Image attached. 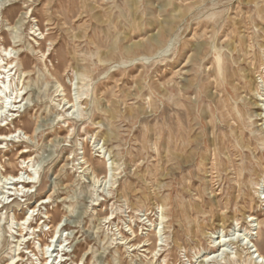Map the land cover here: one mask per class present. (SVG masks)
Returning a JSON list of instances; mask_svg holds the SVG:
<instances>
[{"label": "rangeland", "instance_id": "obj_1", "mask_svg": "<svg viewBox=\"0 0 264 264\" xmlns=\"http://www.w3.org/2000/svg\"><path fill=\"white\" fill-rule=\"evenodd\" d=\"M1 4L0 52L7 47L16 67L11 89L24 85L27 95L18 117L0 129L18 133L0 149V182L28 156L37 173L28 196L4 209L0 204V264H41L42 249L52 255L49 264H60L62 253L68 264H200L210 251L208 232L217 237L238 222L236 240H242L255 228L247 215L264 221L256 184L264 175V0ZM189 4L188 15L175 19L156 48L126 50L157 37L174 7ZM244 25L253 37V67L234 50L247 35ZM216 64L224 66V79ZM58 83L64 97H80L77 112L58 108ZM83 160L90 165L84 172ZM106 162L111 182L97 185L92 174L105 176ZM2 183L5 201L16 187ZM158 204L165 206L159 260L120 244L122 236L134 238L133 228L134 241L151 238L145 249L154 246ZM27 216L20 242L18 224ZM105 216H113L111 224ZM58 223L54 240L50 226ZM253 231L264 252V223ZM17 253L22 260L12 263Z\"/></svg>", "mask_w": 264, "mask_h": 264}, {"label": "bare ground", "instance_id": "obj_2", "mask_svg": "<svg viewBox=\"0 0 264 264\" xmlns=\"http://www.w3.org/2000/svg\"><path fill=\"white\" fill-rule=\"evenodd\" d=\"M185 1H187V0H185ZM1 2H2V0H0V8H2V6H3V4H1ZM131 2L133 4H137V0H131ZM192 7H193V4L185 5V7L176 5L172 11L173 17L167 21L169 26L166 27L164 25V23L161 22L160 28L158 30L159 34L157 37H152V38L146 40L145 42L143 41V42L134 43L133 45L128 46L126 50L128 52L136 53L141 48H143V46L146 44L148 45V48H150V49L156 48L159 44L162 43L160 40V37H164L166 32L172 28V26L174 25L175 19H177V18L183 19L186 15H188V13L192 9ZM97 18H98V20H101L99 17H97ZM134 25L135 26H133V28L139 27V25H137V24H134ZM114 27H116V26H114ZM244 27L247 28V35L242 37V38H239L238 46L234 47V50H238L239 52H241L242 56H243V60L249 62V64L253 67L255 62L253 64V59L250 58V53L253 50V44H252L253 37L251 36V34L249 32V28L246 27V25H244ZM139 33H141V32H139ZM38 34L42 35L41 32L40 33L38 32ZM116 38H117V36H116ZM14 49H15V47H11V51ZM201 49L202 48L198 49L199 52ZM39 50H41L40 47H39ZM215 50H217V49H215ZM3 52H5V54H1V52H0V79H1L0 83H2L0 85V129L2 127H4L5 125H8L9 121H13L16 117H18L19 112H21V108L23 107L22 103L26 100L25 96L27 95V93L22 91L24 85L21 88H19V86H18L17 89H13V88L11 89L10 84H11L12 79H13V78H11V76H12V73L16 67L14 66L13 57L10 54V51L8 50L7 47L3 48ZM41 52H43V50H41ZM224 63L225 62L223 61V65H224ZM223 65L222 66L217 65V66H219V69L218 68L217 69L219 70V75L223 76V79H224L225 78V76H224L225 68ZM253 69L255 70V68H253ZM17 71L18 70H16L15 75L17 74ZM21 73L25 74V70L21 71ZM221 76H220V78H221ZM261 78L264 79V76L262 75ZM9 81H10V83H9ZM216 82H219V81L216 79ZM19 83H21V82H19ZM62 88H63L62 85L60 83H58V90H57L58 94H57V96L58 97L63 96V98L59 100L58 108H61V110H65L66 113L69 114V112L71 111L70 109H72V112L77 110L76 109L78 106L77 103H78V100L80 97L75 98L76 100H70L67 97H64V94H63L64 90ZM260 107L263 110V112L260 114L261 115L260 121H264V103L262 105H260ZM75 112H77V111H75ZM66 113H65V115H66ZM259 126H261V130L264 133V122L259 123ZM35 130H36V128H35ZM17 131L24 134L25 138L30 139V141L34 138V134L29 135L27 132H25L24 130H21V129H18ZM16 133H4V132L0 133V149L5 148L4 147L5 141L12 140L13 137L16 136ZM21 133L19 135H21ZM262 138H264V134H263ZM27 151L28 150H23L21 152V156H23ZM31 158H32L31 156H28L21 161L23 163V166H21V169L19 172H17V174H16V172L13 171V172L4 174V176L2 177L3 180L1 182H4V183H2L3 185H5V184L6 185H14L16 187L14 189V192H8L9 196H7V194H5V196L3 197V199H5V201L0 200V204H3L2 209L5 208L6 204H11L12 202L16 201L20 195H22L23 197L28 196L29 195L28 193L30 191H32L33 188L36 186L35 177H36L37 172L35 171L34 166H32L33 168L30 170V167H31L30 163H32ZM80 164H82V166L80 167V169H83L82 172H84L86 169H88L90 167V165H88L89 164L88 160H83V163H80ZM109 164L110 163L106 162V174H105V176H103V177L99 176L98 177V176L92 174L93 179L95 181V184L97 183V185H98L99 181H101V180H103L105 182L106 181L111 182V175H110L111 166ZM0 165H2V163H0ZM24 168H26L25 171H24ZM1 182H0V184H1ZM20 184H21V186L19 188ZM256 184L258 186L257 190H258L259 198L264 199V175L260 176V178ZM8 188L12 189L11 187H8ZM12 197H15V198L12 200ZM51 197L52 196H49V198H51ZM46 199H48V198H46ZM39 203L41 205H43L44 203H47V201L45 199H41L39 201ZM164 207H165L164 205L158 204V209L161 210V212H162V214H160L161 217L159 218L161 222H160V224H157V225L155 224L156 226L152 230L153 231V237H155V239H156V242L152 248L149 247V248L145 249L147 246L153 244V242H150L151 238H146V239L139 241V242L134 241V240H136L135 238H137L138 234H136V231L133 228H130V230L132 231L131 234H132V236L134 235V238L131 239L129 237L122 236L123 240L120 242V244H123V246L129 245V247H130V249H132V251L143 248L144 249L143 251H149V253H152V258H154V259L158 258L159 255H160V257H162L163 254L159 253L161 251V249H159V247L163 246L164 237H162V234H161L162 228L161 227L158 228V225H162L165 223V221H164L165 215L163 212ZM31 210H33V214H34L36 211V208H33ZM30 218H31L30 216L22 218L21 223L18 224L21 226L20 236L22 237V239L19 240L20 242L25 240V237L27 236L28 232L24 233V229H25L24 225L30 220ZM104 218L107 221V223L111 224L110 220L113 219V216H105ZM246 219H249L250 222H253V227L255 226V228L254 229L252 228L251 232L245 231L244 232L245 235H244V238L242 240H236V236L237 235L240 236L239 232L242 231L238 227L239 226L238 222L236 225H234V223H233L231 225V228L228 229L227 231H224L225 229L223 228L221 234H219L217 237L212 235L213 233L208 232L207 236H209L210 251H207V253L204 254V258L202 257L203 259H201L200 264H222V263H229V262H234L236 264H240V263H243V264H249V263L250 264H264V252L262 250H260L258 245L254 242L255 236L259 235V234H258V231L257 232L253 231V230H256L258 227L260 228L261 224L264 223V221H261V220L258 221V219H256L255 217H252L251 214L247 215ZM149 220H151V219H149ZM61 223H58L57 225L50 226V228L53 229V233H54L52 239H54V237L56 236V233L58 232V230L60 228L59 226ZM151 223L152 224H149L150 226L154 225V222H151ZM28 226L30 228L33 227L31 225V222L28 224ZM37 229L34 228L33 232L35 233V231H37ZM164 229H165V227H164ZM149 231H150V228L148 229V233H149ZM148 233H146V237L149 235ZM141 234L143 235L144 233L142 232ZM241 238H242V236H241ZM54 240H53V242H54ZM53 245H54V243H53ZM62 245L63 244L61 243V246ZM231 245H236V247L239 248L238 251H231L230 249H228ZM45 246L48 247V249H50L51 247L53 248L51 243L50 244L46 243ZM42 250H43V257L44 258H43L41 264H49V261H50V258L52 257V255L47 256V253L49 252V250H47V251L44 249H42ZM17 251H19V250H17ZM62 251H64V249H62L61 251L58 250V254L60 252L62 253ZM61 256H62V258L60 257L61 258L60 264H68V259L65 258V257H67L66 254L62 253ZM20 257H21V253H17L16 256L12 257L13 258L12 263H14L17 259H18V261L22 260ZM160 257L158 258V260L160 259ZM56 258H58V256ZM56 258H54V259H56ZM18 263L19 262H17V264ZM178 264H182V263H178ZM183 264H194V263L192 260L188 259Z\"/></svg>", "mask_w": 264, "mask_h": 264}]
</instances>
